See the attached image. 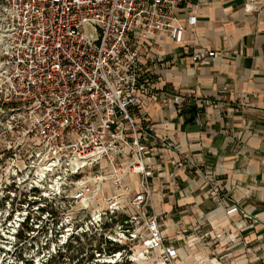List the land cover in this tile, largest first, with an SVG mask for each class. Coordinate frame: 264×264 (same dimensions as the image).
I'll return each instance as SVG.
<instances>
[{
	"label": "built area",
	"instance_id": "built-area-1",
	"mask_svg": "<svg viewBox=\"0 0 264 264\" xmlns=\"http://www.w3.org/2000/svg\"><path fill=\"white\" fill-rule=\"evenodd\" d=\"M191 1L0 0V137L7 150L28 154L37 182L47 181L44 198L65 197L87 213L82 234L85 227L124 248L114 262L127 253L135 264H153L154 254L159 264H180L154 197L165 152L176 147L140 107L155 96L152 65L164 60L152 50L165 35L183 42L180 11ZM240 1L247 12L264 7ZM217 57L189 55L197 65Z\"/></svg>",
	"mask_w": 264,
	"mask_h": 264
},
{
	"label": "crops",
	"instance_id": "crops-1",
	"mask_svg": "<svg viewBox=\"0 0 264 264\" xmlns=\"http://www.w3.org/2000/svg\"><path fill=\"white\" fill-rule=\"evenodd\" d=\"M191 5L194 25L180 11L183 42L165 35L152 50L164 60L152 65L155 96L140 107L176 147L154 181L164 235L180 264H264V7ZM197 49L218 57L194 64L189 55ZM234 206L239 211L229 214Z\"/></svg>",
	"mask_w": 264,
	"mask_h": 264
},
{
	"label": "rangeland",
	"instance_id": "rangeland-1",
	"mask_svg": "<svg viewBox=\"0 0 264 264\" xmlns=\"http://www.w3.org/2000/svg\"><path fill=\"white\" fill-rule=\"evenodd\" d=\"M17 152V149L7 150L3 137H0V264H23L20 258L41 264L52 257L55 258L54 264L114 262V258L109 255L98 253L99 249L107 251L108 248L99 232H85V227L83 234L79 231L87 213L70 207L65 197L56 200L44 198L48 195L44 189L47 181L37 182L33 175L35 168L27 159L28 154L18 155ZM26 215L29 223L27 227H22ZM72 233L74 235L64 245L65 239ZM70 243L71 247H67ZM76 250L81 253L80 259H83L80 263L59 256V252L73 253ZM90 256L94 257L93 261H88ZM152 260L153 264L160 262L156 254ZM208 260L207 257L206 262ZM125 261H129L128 257L116 260L113 264H123ZM138 264L145 262L140 260Z\"/></svg>",
	"mask_w": 264,
	"mask_h": 264
},
{
	"label": "trees",
	"instance_id": "trees-1",
	"mask_svg": "<svg viewBox=\"0 0 264 264\" xmlns=\"http://www.w3.org/2000/svg\"><path fill=\"white\" fill-rule=\"evenodd\" d=\"M28 223H29V219L25 223H22V227L23 226L27 227ZM19 236L20 235L18 233L17 234V237H19ZM26 239H27V237H25V240ZM103 242H104V244H106V247L108 246V248H107V251L105 249H104L105 251H103L102 249H99L98 250V253H100V255L107 254L109 256H112L114 254H117L119 252H122L123 249H124L122 246H119L118 244H113V243L107 241L106 239H103ZM71 244L72 243H70L67 247H71ZM59 254H60L59 255L60 257H64L66 259L69 258L70 261H73V262L74 261H77V263H80L83 260V259H80L81 253H79L78 250L74 251L73 253H60L59 252ZM126 256H127V253L126 254H123L122 258L123 257H126ZM93 259H94V257L93 256H90L88 258V261H93ZM106 259H110V258H106ZM19 261H21L23 264H33L32 262L25 261L24 258H20ZM54 261H55V258L52 257L51 259H48L47 261L42 262L41 264H54ZM13 264H16V263H13ZM111 264H113V263H111ZM115 264H119V263L116 262ZM123 264H133V263H131L130 261H125Z\"/></svg>",
	"mask_w": 264,
	"mask_h": 264
},
{
	"label": "bare ground",
	"instance_id": "bare-ground-1",
	"mask_svg": "<svg viewBox=\"0 0 264 264\" xmlns=\"http://www.w3.org/2000/svg\"><path fill=\"white\" fill-rule=\"evenodd\" d=\"M138 254H139L140 256H141V254H142V251H141L140 248L137 249V254H136V255H138ZM141 257H142V256H141ZM107 261L111 262V260H107Z\"/></svg>",
	"mask_w": 264,
	"mask_h": 264
}]
</instances>
